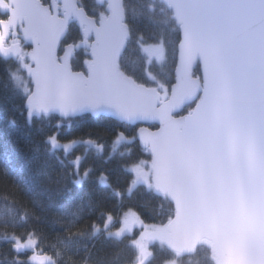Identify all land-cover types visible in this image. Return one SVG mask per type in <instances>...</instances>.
<instances>
[{"label": "snow or ice", "instance_id": "snow-or-ice-1", "mask_svg": "<svg viewBox=\"0 0 264 264\" xmlns=\"http://www.w3.org/2000/svg\"><path fill=\"white\" fill-rule=\"evenodd\" d=\"M86 15L78 0H0V64L21 114L29 125L48 121L56 128L43 142L59 163L50 183L67 197L94 184L116 204L138 191L157 198V207L169 203L160 220L131 207L117 213L95 205L93 232L123 245L125 264H157L164 251L162 264H182L202 246L206 264H224L220 244L238 216L230 205L226 137L264 142V0H208L200 51L194 54L188 43L166 84L118 81L101 37L89 35ZM73 24L78 31L69 41ZM253 54L258 62L249 64ZM86 118L116 125L110 143L90 134L61 138L62 127ZM118 146H126L118 153L122 182L89 163V155L110 162ZM0 158L4 175L24 187L14 154L4 149ZM45 242L27 212L0 216L10 264H59V253L49 254ZM245 248L255 255L254 246Z\"/></svg>", "mask_w": 264, "mask_h": 264}, {"label": "trees", "instance_id": "trees-1", "mask_svg": "<svg viewBox=\"0 0 264 264\" xmlns=\"http://www.w3.org/2000/svg\"><path fill=\"white\" fill-rule=\"evenodd\" d=\"M81 3L89 16L97 17L104 11L95 0H81ZM123 6L129 39L120 59L121 71L141 84L168 83L181 39L180 25L174 19L173 11L160 0H123ZM77 31V27L72 29L67 39H74ZM162 49L164 60L160 62L157 56ZM21 112V101L13 93L8 73L0 64V153L7 149L14 154L16 167L26 179L24 187L15 185L11 177L4 175L0 158V216L15 214L19 219L27 212L29 222L45 234V248L49 254L59 253V264H125L127 252L124 246L107 238L103 232H93L91 221L98 215L95 205L100 204L117 213L124 207H131L144 212L147 218L160 220L170 211L169 203L157 207V198L138 191L130 199L116 204L107 190L94 184L75 190L71 197L58 195L48 177H55L59 163L55 156L47 153L43 143L46 135L56 131L54 122L29 125ZM10 119L16 120L15 126L9 123ZM115 127L106 120L86 118L71 128L65 125L60 134L62 139L90 134L110 143ZM125 149L126 146H118L115 158L108 163L89 155V163L110 171L114 180L122 182L124 177L118 153ZM78 208L80 211L74 214ZM85 223L88 226L81 227ZM206 254L207 249L202 246L190 261L185 259L182 264H206ZM167 256L166 251L158 252L157 264H162ZM10 260L7 246L0 243V264H10Z\"/></svg>", "mask_w": 264, "mask_h": 264}, {"label": "water", "instance_id": "water-1", "mask_svg": "<svg viewBox=\"0 0 264 264\" xmlns=\"http://www.w3.org/2000/svg\"><path fill=\"white\" fill-rule=\"evenodd\" d=\"M96 1L102 4L107 1L108 15H101L98 21L86 15V26L91 29L89 35L99 34L117 80L132 86L136 81L123 74L119 64L129 38L123 0ZM160 1L173 11L174 19L180 25L177 58L184 54L188 43L192 44L193 53L198 54L202 44L199 25L208 0ZM81 15H85L84 12ZM211 55L222 56L223 51L212 49ZM257 62L258 57L254 54L248 57L249 64ZM226 155L233 186L230 205L237 210L238 216L233 234L224 237L220 244L224 264H264V142L244 140L229 133ZM246 244L256 248L255 255H248Z\"/></svg>", "mask_w": 264, "mask_h": 264}, {"label": "flooded vegetation", "instance_id": "flooded-vegetation-1", "mask_svg": "<svg viewBox=\"0 0 264 264\" xmlns=\"http://www.w3.org/2000/svg\"><path fill=\"white\" fill-rule=\"evenodd\" d=\"M96 1V0H95ZM78 2L79 3H81V0H78ZM97 2V1H96ZM100 6H102L103 8H104V11L99 15V16H101V15H107V10H106V7H107V4H106V2L105 3H99V2H97ZM81 6H82V8L84 9V10H86V7H84L83 5H82V3H81ZM86 12H87V10H86ZM88 14V13H87ZM99 16H97V17H94V18H99ZM92 17V16H91ZM74 28H76V25L75 24H73L72 25V29H74Z\"/></svg>", "mask_w": 264, "mask_h": 264}, {"label": "rangeland", "instance_id": "rangeland-1", "mask_svg": "<svg viewBox=\"0 0 264 264\" xmlns=\"http://www.w3.org/2000/svg\"><path fill=\"white\" fill-rule=\"evenodd\" d=\"M157 58H158V61L160 62L164 60V50L163 49L161 50V54L157 56Z\"/></svg>", "mask_w": 264, "mask_h": 264}]
</instances>
